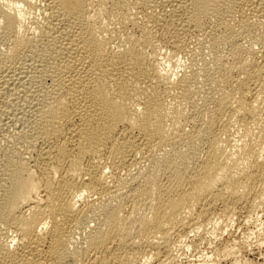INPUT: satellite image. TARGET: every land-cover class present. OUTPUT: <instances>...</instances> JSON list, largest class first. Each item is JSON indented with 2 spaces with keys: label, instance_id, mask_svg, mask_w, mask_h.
Returning <instances> with one entry per match:
<instances>
[{
  "label": "bare ground",
  "instance_id": "6f19581e",
  "mask_svg": "<svg viewBox=\"0 0 264 264\" xmlns=\"http://www.w3.org/2000/svg\"><path fill=\"white\" fill-rule=\"evenodd\" d=\"M192 31L212 59L181 75L159 53L184 55ZM0 36V102L24 93L20 141L46 161L0 155V227L17 234L0 264H156L214 207L264 205V0H0Z\"/></svg>",
  "mask_w": 264,
  "mask_h": 264
},
{
  "label": "rangeland",
  "instance_id": "374dc122",
  "mask_svg": "<svg viewBox=\"0 0 264 264\" xmlns=\"http://www.w3.org/2000/svg\"><path fill=\"white\" fill-rule=\"evenodd\" d=\"M28 17H29V19L27 18V21H26V24H25L26 26L24 25V27H26L25 28L26 30L23 29L25 33L29 32V31L31 33V31H33V27L35 26L33 24V18H30L31 17L30 15H28ZM28 21H29V23H28ZM139 24L137 26H130L128 30L139 34V31H141L142 27L145 26L146 22L145 21H142V22L140 21ZM27 26H29V27L33 26V27L32 28L30 27V29H29V27L27 28ZM190 34H192V36ZM190 34L188 36H190L191 39L189 37L188 38L190 40L187 38V40H186L187 41V45H188V47L190 46L189 47L190 49L195 47L197 50L195 49V52H193L194 49L190 50L188 48L189 52L188 51H184L183 52L184 55H185L184 56L181 53H180V55L179 54H174L170 50L171 49L170 45H167V44L166 45H162V48H164L163 49L164 51L161 50L163 52L161 53V51H160V53H159L160 54L159 59H160V62L162 61L161 62V64L163 63L162 65L166 66L167 68H172V69L176 65H178V66L180 65L179 67L176 66V68H174L173 70L176 69L175 72H180V74L182 72V74H183L184 72H187V71L190 73L191 71H193V69H196L197 67L199 69H196V70H200L201 68H203V67H201V65L203 64V62H204L203 60H205L206 57H209V58H207V59H209V61L212 59V55H211L212 53H211V50L209 48L208 38L203 35L205 37L204 38L205 40H204L203 36H201L202 34L197 33L195 31L194 32L192 31V33H190ZM199 36H201L202 39ZM195 39H197V40H195ZM198 39H200V40L198 41ZM191 40H192V42H191ZM201 40H203V41H201ZM195 41H197V43H195ZM205 41L208 44H206ZM243 41H244L245 45H246V43L248 45L249 42H248L247 38H245ZM191 43H194V44H191ZM197 44H200V45L203 44L205 47L208 45L207 47L209 49L206 47L207 49L205 51V50H203V49H205V47L203 45L200 46V45H197ZM2 45H3V47H2ZM198 47L201 48V49H199ZM0 48L2 50L5 48V45L2 42L1 36H0ZM259 48L261 49V47L258 46V44H257L256 49L260 50ZM166 50H170V51H166ZM198 50H201V51H198ZM221 50H219V51L222 53L223 50L222 51ZM165 51L167 53H169V52L171 53L172 52V54H170V53L167 54L166 53L167 54L166 55ZM203 51H204L206 57L203 56L204 53L202 55ZM206 52H207V55H206ZM189 53H190V55H189ZM197 53H198V55H200L198 58H197ZM173 54H174V56H173ZM187 54H188V56H186ZM222 54L226 55V51L224 50V52ZM165 55H166V57H165ZM177 56H178L179 60L177 59ZM193 56L195 57V59L193 58ZM169 57H170V60H169ZM201 57H204V58H201ZM197 59H198L199 62L196 61ZM33 60H34V62H33ZM33 60H31V61L33 62L32 72L34 73V70L36 71L38 69L39 70L42 69V66H41L42 64H41V62H38L37 59H33ZM176 60H178L177 63L175 62ZM192 60H193V62H192ZM260 60L263 61L262 59H260ZM186 61H188V62L186 63ZM195 61H196L197 65H199V64H201V65L196 67ZM200 62H202V63H200ZM205 62H206V60H205ZM205 62L203 64V66H205ZM165 63H168V64H165ZM193 63H195V64H193ZM181 64H183V65H181ZM35 65H37V66H35ZM186 65H187V67L189 66V68H187ZM40 66H41V68H39ZM178 68H179V71H178ZM191 68H192V70H190ZM185 70H187V71H185ZM34 85L38 86V87L34 88L36 90H38V89L41 90V89H44V87H45L44 84H42V86H41V83H40V86H39V82L38 83L37 82L34 83ZM200 86H202V88ZM198 88L203 90L204 89L203 84H201V83L198 84ZM22 93L23 92H21V94H20V92H19V94L17 96V99L15 101V103H16L14 105L15 107L13 106V107L7 108V110H6V106L4 107L2 102H0V116H3V117H0V152L2 151L0 153V155L3 154V153L4 154H9V155H12V153L13 154L17 153L18 156H28L30 158V160H32V161H30V163H31L30 166L32 168H34V170L36 169L35 171L40 174V169L41 168H45V165H46V161L42 157L40 158V156H42L41 155V149H40V148H42V146L39 143L38 145H36L37 147L35 146L38 151L37 150L35 151L34 150L35 148L32 149L33 151L32 150L28 151L27 147L24 146L22 144V142L20 141L21 133H19V132H22L24 129L27 130L29 128L28 126H30V125L27 124L28 123L27 121L30 120L29 118H31V115L29 114L30 111L29 110H25V109H28L29 107H28V103L25 101V98H23L24 97V93L23 94ZM23 101H25V103ZM23 103L26 104V106H24ZM1 107H3V109H1ZM12 108H15V109H12ZM14 110H17L20 114L17 111H14ZM13 111L15 113H17V114L16 115L13 114L14 113ZM27 116H29V118ZM22 119L23 120L25 119L26 121L25 120L23 121ZM262 123H264V122L262 121ZM262 125L264 127V124H262ZM20 129H21V131H20ZM241 131H243L242 127H240L238 124L234 123V124H232V126H231L229 132L227 133V135H224V136L226 138L230 137V138L236 139V140L232 139V143H234V141H236L235 144L237 142L239 144H241L242 143V141L240 140V135L242 134ZM228 134H229V136H228ZM18 135H19V137H18ZM224 136H223V138L226 139ZM19 144H21V145H19ZM11 148L14 149V150H12ZM17 150L20 152L19 154H18ZM27 151L29 152L30 155L28 154ZM34 151H35V153H34ZM5 152H7V153H5ZM24 153H25V155H24ZM36 153H38V155ZM35 165H36V167H35ZM123 171H121V170L119 171L120 173L121 172L123 173V174L121 173L120 175L125 176L126 172L125 171L123 172ZM110 181H111V179H109V182ZM41 196H43V197L45 196V192L44 191H42ZM42 203H43L44 206L47 204L46 201H44V202L42 201ZM261 207L262 208H260V206H259L258 210H257V209H252L250 207V205H248V204H244V203H243V205L240 204L239 206L236 207L237 210L235 209V211L233 213V215H235V216H232L231 218H229L230 220H227L225 217L223 218V217L219 216L220 213H218V211L221 212L220 211V206L214 207L212 212L208 216V218L211 219L212 221L209 220L208 218H206V220H205V222H206L205 226L207 227V229L204 226V227H202L200 229V231L197 234L191 232V234L189 233V235L186 236V234L184 233V234H182L183 237H184L183 239L181 237L173 238V244L171 246L172 247L171 251L170 252H164L163 255H162V258H164L163 261L157 262L156 264H264V205H261ZM213 211H215V212H213ZM216 211H217V216H219V217L216 216ZM213 217H217V219H215ZM220 218H222V221H220L219 224L217 223L216 225H214ZM207 220H209L210 222L207 221ZM226 220H227V222H226ZM211 227L212 228L214 227L215 229L213 228L214 229L213 230ZM203 229H205V230H203ZM0 231H1L0 232V236L4 238L3 240H6V241L8 240L9 242H11L12 240L10 238H13V240L16 239V235L17 234L16 233L11 234V233H13L12 230L9 231V233L8 232L5 233L3 228L0 227ZM2 233H3V235H2ZM178 239H180V240L178 241ZM175 241H177V242L175 243ZM196 241H199V242H196ZM183 243H185V244H183ZM12 244L14 246H16L17 245V241H14ZM224 247H226V248L228 247V248L232 249V251L229 252V255L228 254L226 255V253L224 254V250H225V249H223ZM222 249H223V251H222ZM217 250H219L218 252H220L219 253L220 255L216 252ZM227 250H229V249H227ZM223 255H225V256H223ZM168 260H170V261H168ZM43 264H51V263L50 262L48 263L47 261H44Z\"/></svg>",
  "mask_w": 264,
  "mask_h": 264
}]
</instances>
